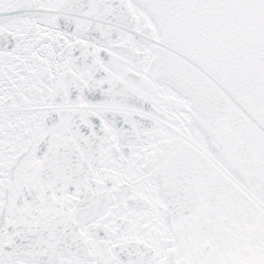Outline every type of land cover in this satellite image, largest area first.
Wrapping results in <instances>:
<instances>
[{
  "label": "water",
  "instance_id": "1",
  "mask_svg": "<svg viewBox=\"0 0 264 264\" xmlns=\"http://www.w3.org/2000/svg\"><path fill=\"white\" fill-rule=\"evenodd\" d=\"M0 264H264V0H0Z\"/></svg>",
  "mask_w": 264,
  "mask_h": 264
}]
</instances>
